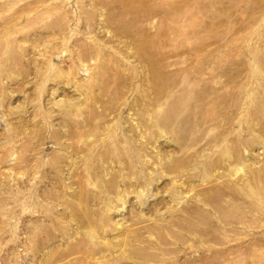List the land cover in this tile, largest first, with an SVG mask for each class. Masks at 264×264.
I'll return each mask as SVG.
<instances>
[{"label":"rangeland","instance_id":"obj_1","mask_svg":"<svg viewBox=\"0 0 264 264\" xmlns=\"http://www.w3.org/2000/svg\"><path fill=\"white\" fill-rule=\"evenodd\" d=\"M0 264H264V0H0Z\"/></svg>","mask_w":264,"mask_h":264}]
</instances>
